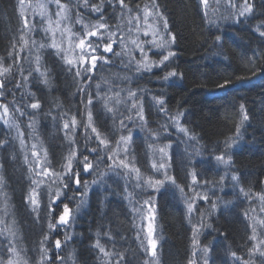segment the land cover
<instances>
[{"label":"trees","instance_id":"obj_1","mask_svg":"<svg viewBox=\"0 0 264 264\" xmlns=\"http://www.w3.org/2000/svg\"><path fill=\"white\" fill-rule=\"evenodd\" d=\"M93 1L99 9L86 7L78 13L84 17L97 13L102 20L111 12L119 13L117 17L123 24L129 19L124 10L117 12L114 2ZM125 1L132 8V19L138 12L155 19L158 35L162 36L160 43L167 53H155L145 71L125 68V78L116 77L115 72L108 74L117 91H128V99L126 95L117 103L105 100L104 89L100 90L102 98H70L72 83L55 65L53 50L41 42L44 36L25 28L20 19L16 22L19 16L12 14V0H0V51L10 50V65L18 69L19 76L31 75L26 86L21 84L18 89H10L4 82L11 103L7 91L2 97L8 99V113L18 134L29 137L26 122L30 120L36 136L54 111L61 117L82 121L84 125H78V129L84 132L93 130L87 127V121L96 125L101 138L88 134L82 141L76 133L73 142L59 144L72 145L68 157L54 148L52 139L61 135L57 131L49 133L51 138L38 135L34 139L46 146L50 168L60 172L71 160V175L89 173V168L102 159L114 175L125 178L129 195L137 200L141 193L150 197L161 223L157 252L162 264H264V0ZM121 6L125 7L124 2ZM150 6L156 10H150ZM135 35L133 38L140 39L142 33ZM15 36H19L15 38L18 42L12 41ZM148 50L149 54L154 52L153 44ZM100 54L105 60L115 59L114 52ZM86 84L93 87L92 83ZM47 92L51 93L49 97ZM121 105L126 109L122 110ZM0 132L10 131L0 125ZM9 142L12 140L2 142L4 147L0 145V174L4 189L13 194V203L23 204L26 184L18 176L17 165L11 172L3 170L4 161H10L5 149L14 147ZM107 143L123 149L124 159H142L135 166L147 173L150 171L143 159L148 158V148L166 149L161 160L164 169L159 175L165 183L162 191L155 181H147V187L137 189L130 177L132 172L125 168V162L123 166L115 159L104 146ZM75 153L78 156H70ZM87 179L96 185L103 183L101 177L93 179L89 175ZM49 180L46 176L41 180L38 190L42 198L35 196L34 204L41 206L36 210L39 219L49 220L51 211L57 221L61 208H68L70 215L66 227L55 221L57 235L48 244L53 261L59 259L56 264H97L102 248L109 249V255L113 251L119 264H140L135 251L146 246L133 229L123 192L100 186L98 199L90 192L86 198L91 197L85 200L84 191L75 189L77 181L70 178L65 180L71 188L61 191L54 204L44 191H52ZM45 211L48 218L43 216ZM21 220L18 224L21 222L26 231L30 224L25 218ZM258 220L259 233L250 235L248 224ZM42 224L40 231L39 227L31 228L32 235L45 231ZM26 233L22 240L27 245ZM246 233L250 246L240 242ZM221 235L224 237L215 241ZM194 245L201 253H192Z\"/></svg>","mask_w":264,"mask_h":264},{"label":"bare ground","instance_id":"obj_2","mask_svg":"<svg viewBox=\"0 0 264 264\" xmlns=\"http://www.w3.org/2000/svg\"><path fill=\"white\" fill-rule=\"evenodd\" d=\"M22 0H12V6H13V12L12 14L15 15V13L17 14V8L19 3H21ZM64 1V6L67 8V14L69 15V21L72 22L73 25H76L75 22V14L76 11L79 12L80 10H82L83 8H96L97 6L93 3V0H60V2ZM93 1V2H92ZM110 2H114L115 6H117V12L124 10L125 14L128 15L129 20L124 23L125 25L127 24L130 27V30H133L134 28H137L138 30L142 31V36L145 37L146 41L144 43H141V41H139V39L135 38L132 39L130 37V35H128V33H120V38L118 39H114L111 44L112 47L110 49H108L107 52H114L113 57H115L114 60H109L106 59L104 64L100 65V66H91V67H95L96 70H90L89 68H81L78 72H73L70 71L69 69L67 70L66 67L62 64V62L60 61V59L58 57H56V59H54L55 65H58V67H60V69H63V75L68 76L70 82L72 83V90L73 93L70 95V98L72 97H78V98H84V99H93V98H102L103 94L100 90L95 89V88H89L88 85L86 84L87 82L89 83H93L96 84L98 86H100L102 89H108L109 90V97L111 99H109L110 102H113V98L117 99V103L122 102V99L127 95V99H128V91L127 90H120L117 91L116 88L113 86V84L111 83L110 79H108L107 75L108 74H112L113 72H115L116 77H122L125 78V68H135L137 70H140V72L147 70V64L153 62V57L156 55L155 53H160L161 55H166L167 51L164 48V45H162L158 39V30H156L157 32V37L152 38V35L150 36V34H146L143 33L144 28H151L153 27V25H147V23L144 24V22H142V20H145L146 17V13H143L142 16L140 15L141 12H138V14H136L137 18L135 17V19H132L129 16V9H132L129 7V5H127L125 2V0H109ZM125 4V7L121 6V3ZM128 10H126V9ZM97 9H99V7H97ZM150 10L154 11L156 10L154 7L150 6ZM117 15H120L119 13L117 14H113L111 12V14L108 15V17L104 16V19L102 20L100 17L96 20L98 21L99 24H103L105 23L107 25V21L112 22V27H119V19L117 17ZM16 22L19 23V18L15 17ZM142 19V20H141ZM93 21V20H92ZM92 21H89L88 23L91 24ZM38 22L40 23V21L38 19L35 20V24H38ZM86 22V21H85ZM94 22V21H93ZM137 23H140L137 24ZM145 26V27H144ZM153 29H151L152 31ZM120 32V30H119ZM35 33L37 35H43L41 33V31L39 30V26L37 25L35 28ZM16 37L19 36H15L13 38L12 41H14V39ZM36 39V38H33ZM22 38L19 40L21 41ZM15 42H18V40L15 39ZM25 42H27V40H25ZM142 44V45H141ZM153 44L154 47V52L150 53V54H145L146 52L143 50H148L149 45ZM144 58H145V62H144ZM10 63V62H9ZM62 64V65H61ZM144 64V65H143ZM122 65V66H121ZM62 66V67H61ZM33 69V68H32ZM18 69L16 68L14 70V72L10 75H8V80L7 83L9 84L10 89L13 88H18L20 87V85L22 84V86H26V81H28V78L31 77V75L29 74H23L20 75L17 74ZM110 72V73H109ZM77 75H81L83 76L81 78V80L78 79ZM125 83V82H124ZM128 84V83H127ZM45 87L47 85V82H44L43 84ZM80 85V86H79ZM77 93H76V91ZM4 91H7L3 88L0 89V95H2V93ZM115 91H117L115 93ZM8 92V91H7ZM9 93V92H8ZM47 94V95H46ZM49 92L45 93L46 96L49 97ZM131 94H129L130 96ZM9 98H10V103L12 101L11 99V95L9 93ZM58 102V101H57ZM60 104L62 105V102H60ZM14 106H11L10 108L13 109ZM121 109L124 110L126 109L125 106L121 105ZM81 112V110L79 111ZM30 117V116H28ZM51 119L47 118L44 121V124H42L43 126L40 127V131L37 133V135L35 137H38V135H40L42 138H45L46 136L50 137L49 133L51 131H57L59 134L57 138H55L56 140L52 139V143L55 144V149L56 151H58V153H63V154H67L66 156H69V153L71 149L69 146H61L59 144L64 143L65 141H72L75 140L76 137L75 134H80L81 137L80 140L84 141L86 139V135H94V139H98L101 138L99 137V133H98V127L96 125H93L91 123H89L88 121L86 122L87 127H92V132L89 133V130L87 132H84L83 130H79L78 129V125H84V123L82 121H79L77 119H71L67 118V117H61V115L57 114L55 111L53 112V114L50 116ZM0 125H2L0 123ZM64 126L66 128V130H61V127ZM60 127V128H59ZM6 129V127H4ZM161 129H163L164 127L161 126ZM10 131V130H9ZM14 132L13 130L8 132H0V145H2L4 147V145L2 144V142H6V141H10L12 140V142H9L10 145H13L14 147L12 148H8L5 149V151L7 152L6 156L7 159H9L10 161L6 160L4 161V171L6 172H11L12 168L15 167V170L18 171V176L21 175V179L24 181L22 183L26 184L25 187H27V185L31 184V181L37 176H35L32 171L30 172V170L28 169V165L27 163H24V159H23V154L21 151L20 146L17 144L18 142V134ZM23 138L24 134H21ZM41 138V139H42ZM51 138V137H50ZM103 138V137H102ZM26 139V138H25ZM61 139H64V141H61ZM59 140V141H58ZM15 144V145H14ZM40 145L46 150V146L44 144H42L40 142ZM84 145V144H83ZM53 146V144H52ZM82 147V146H81ZM69 150V151H68ZM160 151L162 153V151L158 148H148L147 152V156L148 158L143 159L144 162L146 161L147 167L150 171V173H146L144 174L143 172H140L139 168H137L135 166V164H139V162L142 161V159H136L133 158L132 161L127 159H124L125 162V167H132L134 172L138 173V177H135L134 174L132 175V179L133 182H136L137 189L142 190L143 188L147 187V181L149 182H157L158 183V190L162 191V187L161 185H164L165 183L161 182V179L159 178L160 173L163 171V169L161 167H158L159 165L156 164V162H154L153 160H158V158L161 156V153L159 154V156L155 155V151ZM16 151V153H14ZM47 152V151H46ZM78 152V149H77ZM153 152V153H152ZM74 153V152H73ZM79 153V152H78ZM78 153H75L73 155H70L71 157L74 156H78ZM49 158V157H48ZM139 162H138V161ZM128 164V165H127ZM91 169V171L88 173L87 172H82L79 171V173L77 175H71V174H67L65 173L64 175H62L61 173H59V175H55V180L54 185H56V187H53L55 190L58 191H67L69 190L71 187H69V183L66 181L67 179L71 178L72 182H75V189H81V192L84 191V195L86 192V196L82 195L83 198H85V200H88L91 196H89L88 198H86L90 192L92 195H94L95 198H99V194L101 192V187H105L107 190L109 189L110 191L113 190H120V192H123L126 196V199L129 198L130 200V204H128L127 202V206L130 209V213H131V224L133 226V229L136 228V230H138V226L140 225V218H137L136 214V210L137 209H144L146 210L147 208H150L151 206H154V203L149 200L150 197H146L143 193L138 194V200L135 199L133 197V194L129 195V188L128 185L126 183V180L124 177H122L121 175H119L118 173H116L115 175L113 174V170L112 168L106 163L105 160H98L97 163L94 165V167L89 168ZM58 172V171H56ZM3 173L1 172L0 176H2ZM81 175V176H80ZM91 175V178L96 179V178H102V182L103 183H99L96 185V183H94L93 181L87 179L88 176ZM173 177V176H172ZM144 178V180L142 179ZM66 179V180H65ZM168 180L171 181L170 177L168 178ZM53 181L49 180V182L47 183L48 186L53 185ZM161 182V184H160ZM73 184V185H74ZM95 184V185H94ZM144 186H143V185ZM141 186V187H140ZM24 187V188H25ZM23 188V187H22ZM32 190H35V195L37 197V195L40 197L41 195L39 194V190L37 191L36 187H34V185L31 187ZM49 188V187H48ZM106 189L102 188V190L107 191ZM43 190V188H42ZM46 192V197H48L49 195H51V192L48 190H44ZM75 191V190H74ZM4 192V191H2ZM1 192V193H2ZM7 193V196L1 197L0 199L2 200L1 203H4L3 201H5V215H6V220L7 222L9 221L10 223H14L13 226L15 227V232L17 233V236L14 237V242L15 243H19L18 245V249L20 252L26 253L27 261L30 264H56V262L59 260L58 258L55 259V261H53L52 258V254L51 252L49 253V258H48V254L46 251H48V243H50L53 239H55V218L53 217V213L50 211L48 216H49V220L46 221H41L39 219L40 214L38 212H36L37 208L39 210H41V206H32L29 204H26V194L28 195V193L32 194V192L25 190L22 191L24 194H22V199L24 201V205L21 203H13V194L12 193ZM37 192V194H36ZM108 195L111 194L109 191ZM168 196H173V194H170ZM18 198V197H16ZM42 198V197H40ZM59 199H57L58 202ZM83 200V201H85ZM174 200L176 201V198L174 197ZM151 202L152 204L150 205ZM36 204V203H35ZM61 204L63 206H66L64 201H61ZM2 207V206H0ZM133 208V209H132ZM155 209V207H154ZM135 210V211H134ZM43 216L47 217V211L43 212ZM21 218H25V220H28V223L30 224V226L27 227V230L25 231V229H23L21 222L17 225L16 223L19 222L21 220ZM48 218V217H47ZM20 219V220H19ZM12 221V222H11ZM22 221V220H21ZM44 222V224H42ZM262 222V221H260ZM161 224L160 223V219L157 217V214L155 213V224H156V230L157 233L159 234V228L160 226L158 225ZM263 223V222H262ZM44 225V227L46 228L45 231H42V233L38 234V231L35 232L32 235L31 232V228H37L39 227V231H40V227ZM264 224V223H263ZM259 220L255 223L251 222L248 224L247 230L249 232L250 235L252 234H256L259 233ZM28 233L27 237L29 239L28 244L26 245V243L24 241H26L24 238L22 240V235L25 233ZM26 233V234H27ZM20 236V237H18ZM224 235H221V237H217L215 241L223 238ZM22 240V243L20 244L19 242ZM94 241V240H93ZM250 237L249 235L246 233L245 236L243 237V239L240 241L241 243H244L248 246H250ZM144 243V242H143ZM145 244V243H144ZM195 244V243H194ZM211 243L207 244V247L210 245ZM224 244V243H222ZM219 247V246H218ZM224 249V248H223ZM135 252H137V257L139 258L140 264H162L161 261H159L158 259V252L156 249V253L155 255L152 257V255H149L148 252H146V250L144 248H140L138 250H136ZM192 253L194 254H198L201 253L199 250V246H192ZM106 254V253H105ZM109 255V254H106ZM103 259V256L102 258ZM98 261H101L100 259H98ZM218 261H222L223 260H218ZM236 261V260H233ZM84 262V261H83ZM206 261H204L205 263ZM202 263V262H201ZM76 264V262H75ZM77 264H81V262L79 261ZM207 264V263H206ZM217 264H222V263H217Z\"/></svg>","mask_w":264,"mask_h":264},{"label":"rangeland","instance_id":"obj_3","mask_svg":"<svg viewBox=\"0 0 264 264\" xmlns=\"http://www.w3.org/2000/svg\"><path fill=\"white\" fill-rule=\"evenodd\" d=\"M64 1L60 2V0H22L21 3H19L17 8V13L20 19V22L24 25L25 28L28 30L32 29L34 30L35 27L38 25L39 30L44 36V39H41V42H44V46H48L53 50L54 56L58 57L62 64L66 67V69L78 72L82 67L83 68H89L90 70H96L95 66L97 64H102L105 60V58H102L101 53H105L112 47L111 42L116 39L117 37L115 35L120 33H128L132 39L133 36H137L135 34H140L142 31L136 28L133 30H130V27L126 24L119 22V27H112L110 25H106L105 23L99 24L98 21V15L97 13L94 15H91L90 13H87L85 17L76 11L77 14H75V22L76 25H73L72 22L69 21V15L67 14V8L64 6ZM117 14V13H115ZM137 18V17H136ZM38 19L40 23L35 24V20ZM94 22H93V21ZM129 20V19H128ZM127 20V21H128ZM142 20V19H141ZM155 19L150 18L146 15L145 20H142V22L147 23V25H153L151 28H144L143 33L152 35V38L157 37V32L159 28L155 25L154 22ZM86 21V22H85ZM92 21L91 24L88 22ZM126 21V22H127ZM140 25V23H137ZM145 27V26H144ZM151 29H153L151 31ZM120 30V32H119ZM134 31V32H133ZM120 38V35H118ZM137 38V37H136ZM142 35L140 36L139 41L141 43H144L146 40ZM156 39V38H154ZM159 41L162 40V36L158 35ZM157 40V39H156ZM142 45V44H141ZM146 53L149 54V51L143 50ZM96 55L98 58L96 59ZM11 55L10 50L9 53H7V49L4 51H0V89L1 87L4 88V82L8 80V75L10 73L14 72L13 67L10 65ZM145 62V58H144ZM144 65V64H143ZM18 73V72H17ZM40 73V72H39ZM42 75V74H41ZM78 79L81 80L83 76L77 75ZM43 77V75H42ZM92 86L95 89L101 90L102 88L96 84L92 83ZM92 87V88H93ZM13 89V88H11ZM18 89V88H15ZM105 94V100L109 102V90L104 89ZM9 95V94H8ZM132 98V95H130ZM6 98H8L6 96ZM114 101H117L116 98H113ZM8 101V99H7ZM3 99L2 95H0V123L6 127V129H9L10 131H14L18 134V130L16 129L15 124L12 121V116L8 113V107L9 102ZM90 104L92 102L89 101ZM108 107V106H107ZM109 108V107H108ZM112 111V109H110ZM22 114V113H21ZM20 114V115H21ZM27 118L28 115H26ZM24 117V116H23ZM26 126H28L29 131V137L26 139L22 137L21 134H18V145L21 148L24 163H27V167L32 171V173L37 176L36 179L34 178L31 181V186L26 187V190L32 192V194L28 193L26 194V201L27 204L34 206L35 204V190H32V186L36 187L37 191L40 187L41 180L44 179L46 176L47 179L55 180V175H59L61 173L64 175L65 173L72 174L73 171L70 169V163L71 160L66 163L62 170L60 172H56L57 170L50 168L49 165V158L46 150L40 145V142L35 140L34 133H35V127L32 126V123L30 120H27ZM63 131L65 130V127L62 126ZM16 134V135H17ZM31 134V135H30ZM128 141V137H124ZM70 142H73L70 141ZM69 143V142H68ZM106 148H109V152H111L115 159L124 166V158H122V155L124 154L123 149L119 150L110 147V144L107 143L104 145ZM72 147V145H71ZM70 147V148H71ZM124 147V146H123ZM162 154L160 151H155V155L159 156L161 153V156L158 158V160H153L158 164V167H161L164 169V165L161 164L162 158L167 154L166 149H161ZM160 152V153H159ZM103 153V152H102ZM153 153V152H152ZM104 154V153H103ZM160 162V163H159ZM161 164V165H160ZM128 169L132 174H134L135 177H138V174L134 172L132 167H125ZM86 172V171H85ZM123 177V176H122ZM132 177V175H131ZM50 185L51 192V198L50 201L52 203H56L57 199L59 198V193L61 191L55 190L53 187H56V185ZM161 184V182H160ZM158 185V184H157ZM141 187V186H140ZM4 192H2V191ZM24 191V190H23ZM54 191L57 192L54 194ZM2 192V193H1ZM8 192L4 189V179L0 176V198L4 196H7ZM10 193V192H9ZM37 193V192H36ZM42 193V192H41ZM24 194V193H23ZM128 204H130L129 198L126 199ZM2 202V200L0 199ZM83 202V199H82ZM34 205H33V204ZM150 205L152 204L149 202ZM153 205V204H152ZM0 264H30L27 261L26 253L20 252L18 249L19 243L14 242V237L17 236V233L15 232L14 223L7 222L6 220V209L5 205L0 204ZM192 207V206H191ZM133 209V208H132ZM62 210V212H61ZM135 211V210H134ZM137 218H140V225L138 226V236L139 238L145 243L144 249L146 252H148L149 255H152V257L156 253V249L159 245V235L156 230V224H155V209L154 206H151L150 208L144 209H137L136 211ZM7 213V212H6ZM59 218L57 219L56 225H62L63 227H66L67 220L69 218V211L68 208L60 209ZM12 222V221H11ZM18 225V222L16 223ZM20 237V236H18ZM20 242V239H19ZM21 244V242H20ZM49 244V243H48ZM101 255L103 256V259L101 261H97V264H119L114 256H112L109 249H101ZM49 258V253L51 250L48 249L46 251ZM106 253V254H105Z\"/></svg>","mask_w":264,"mask_h":264}]
</instances>
